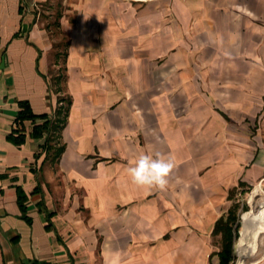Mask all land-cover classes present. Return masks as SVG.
I'll use <instances>...</instances> for the list:
<instances>
[{"label":"crops","instance_id":"0c3cea01","mask_svg":"<svg viewBox=\"0 0 264 264\" xmlns=\"http://www.w3.org/2000/svg\"><path fill=\"white\" fill-rule=\"evenodd\" d=\"M37 1L0 0V264H219L233 188L235 264H264V0H67L61 69ZM19 100L62 128L14 143ZM148 152L164 189L128 174Z\"/></svg>","mask_w":264,"mask_h":264},{"label":"trees","instance_id":"16d2710c","mask_svg":"<svg viewBox=\"0 0 264 264\" xmlns=\"http://www.w3.org/2000/svg\"><path fill=\"white\" fill-rule=\"evenodd\" d=\"M69 101H67V104ZM19 110L15 118L16 125L12 128L9 138L16 144H21L25 138V122L29 121L32 124V130L30 135L32 137H41L44 133L48 135L53 132H58L64 123L67 107L61 108L58 112L61 117L50 119L47 114H36L33 112L29 102L27 100L18 101ZM51 139L48 137L43 144V149L47 152H51V155L57 159L63 150V146L56 147L54 143H50ZM233 188L229 191V199H233V193L236 191ZM243 191H241V194ZM21 209L24 211L23 205L24 195H19L18 198ZM239 203L234 201L228 210L222 214L215 223L212 234L219 237V249L215 252L218 257L219 264H233L234 261V247L235 242L239 236L240 230V216L238 213ZM247 210L245 204L242 205L241 211ZM248 211L243 212V220L246 217Z\"/></svg>","mask_w":264,"mask_h":264},{"label":"rangeland","instance_id":"374dc122","mask_svg":"<svg viewBox=\"0 0 264 264\" xmlns=\"http://www.w3.org/2000/svg\"><path fill=\"white\" fill-rule=\"evenodd\" d=\"M37 7L35 8V11L38 15L40 25L42 28H44L49 36V39L52 42L53 49L56 48L58 51V66L61 69L62 60H63V51L65 49L66 43H67V34L64 33L63 27L61 26V18L64 13L69 15L67 11L69 10V4L67 0H38ZM57 67L52 68V72L55 70L57 71ZM249 192L248 188H244ZM240 189H237L233 193V199L230 202V205L234 201H238L239 203V209L238 213L239 216L241 214V207L243 204H245V198L247 196V193L238 194ZM250 203V202H249ZM258 208V202L254 201V203H251L248 206V210L250 209H257ZM212 245L215 249L219 248V237L214 236L212 239ZM238 259H234L233 264L237 262Z\"/></svg>","mask_w":264,"mask_h":264},{"label":"clouds","instance_id":"9594fccd","mask_svg":"<svg viewBox=\"0 0 264 264\" xmlns=\"http://www.w3.org/2000/svg\"><path fill=\"white\" fill-rule=\"evenodd\" d=\"M175 167L171 157L165 158L160 153H143L134 161V166L127 169L134 184L164 189L168 178Z\"/></svg>","mask_w":264,"mask_h":264}]
</instances>
